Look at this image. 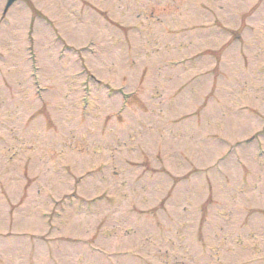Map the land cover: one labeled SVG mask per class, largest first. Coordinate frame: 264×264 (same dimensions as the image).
Wrapping results in <instances>:
<instances>
[{
	"label": "rangeland",
	"instance_id": "obj_1",
	"mask_svg": "<svg viewBox=\"0 0 264 264\" xmlns=\"http://www.w3.org/2000/svg\"><path fill=\"white\" fill-rule=\"evenodd\" d=\"M5 4L0 264H264V0Z\"/></svg>",
	"mask_w": 264,
	"mask_h": 264
},
{
	"label": "water",
	"instance_id": "obj_2",
	"mask_svg": "<svg viewBox=\"0 0 264 264\" xmlns=\"http://www.w3.org/2000/svg\"><path fill=\"white\" fill-rule=\"evenodd\" d=\"M15 0H7V3L5 5L4 8V13L7 11V9L11 6V4L14 2Z\"/></svg>",
	"mask_w": 264,
	"mask_h": 264
}]
</instances>
